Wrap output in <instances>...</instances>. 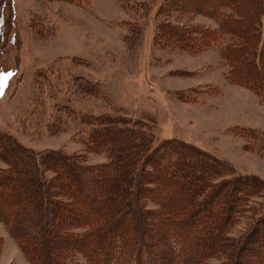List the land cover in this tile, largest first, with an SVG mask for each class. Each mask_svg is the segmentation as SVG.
Listing matches in <instances>:
<instances>
[{"label": "trees", "instance_id": "16d2710c", "mask_svg": "<svg viewBox=\"0 0 264 264\" xmlns=\"http://www.w3.org/2000/svg\"><path fill=\"white\" fill-rule=\"evenodd\" d=\"M175 1L169 10L184 16ZM203 1L214 26L163 23L161 41L213 49L226 82L264 98V0ZM82 124L85 152L106 163L36 152L0 134V223L28 264H264V207L256 215L252 203L263 180L188 142L155 145L139 121ZM242 219L249 227L232 235Z\"/></svg>", "mask_w": 264, "mask_h": 264}, {"label": "rangeland", "instance_id": "374dc122", "mask_svg": "<svg viewBox=\"0 0 264 264\" xmlns=\"http://www.w3.org/2000/svg\"><path fill=\"white\" fill-rule=\"evenodd\" d=\"M167 2L0 0V134L94 165L107 158L85 152L82 122L126 117L145 125L155 145L188 142L264 181V98L226 82L213 49L161 41L163 23L214 26L203 0H176L184 16ZM252 203L262 213L264 195ZM247 227L242 219L232 235ZM0 239V264H28L1 223Z\"/></svg>", "mask_w": 264, "mask_h": 264}]
</instances>
